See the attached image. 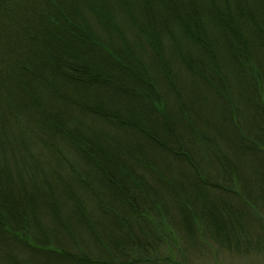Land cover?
Listing matches in <instances>:
<instances>
[{
    "label": "trees",
    "instance_id": "trees-1",
    "mask_svg": "<svg viewBox=\"0 0 264 264\" xmlns=\"http://www.w3.org/2000/svg\"><path fill=\"white\" fill-rule=\"evenodd\" d=\"M262 215L264 0H0V264H178L165 221L248 255Z\"/></svg>",
    "mask_w": 264,
    "mask_h": 264
},
{
    "label": "rangeland",
    "instance_id": "rangeland-1",
    "mask_svg": "<svg viewBox=\"0 0 264 264\" xmlns=\"http://www.w3.org/2000/svg\"><path fill=\"white\" fill-rule=\"evenodd\" d=\"M261 217L263 226L264 215ZM263 231L260 226H256L254 238L263 236ZM160 233L166 236L160 251L178 264H264V251L262 250L256 252L252 250L248 255L244 253V250L236 253L227 249H219L209 240L208 244L206 241L204 244V238L202 241L197 238L193 245H188L174 227L166 221L160 224ZM200 244L201 247H198Z\"/></svg>",
    "mask_w": 264,
    "mask_h": 264
}]
</instances>
